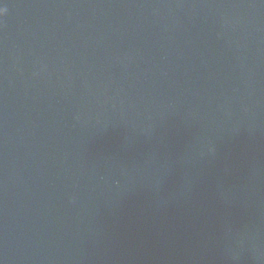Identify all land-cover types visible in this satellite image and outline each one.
<instances>
[{
    "label": "clouds",
    "instance_id": "9594fccd",
    "mask_svg": "<svg viewBox=\"0 0 264 264\" xmlns=\"http://www.w3.org/2000/svg\"><path fill=\"white\" fill-rule=\"evenodd\" d=\"M6 8H0V16L4 15L6 13Z\"/></svg>",
    "mask_w": 264,
    "mask_h": 264
}]
</instances>
